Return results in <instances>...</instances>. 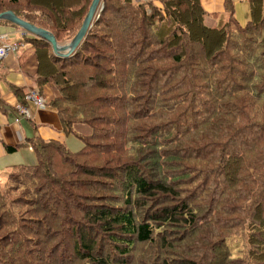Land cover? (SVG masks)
Listing matches in <instances>:
<instances>
[{"label":"trees","instance_id":"trees-1","mask_svg":"<svg viewBox=\"0 0 264 264\" xmlns=\"http://www.w3.org/2000/svg\"><path fill=\"white\" fill-rule=\"evenodd\" d=\"M91 2L0 0V14L68 44ZM249 6L240 27L225 0L210 27L199 0H101L66 58L0 21L25 33L37 88L82 144L32 140L36 164L9 169L0 264H264V0Z\"/></svg>","mask_w":264,"mask_h":264},{"label":"crops","instance_id":"crops-1","mask_svg":"<svg viewBox=\"0 0 264 264\" xmlns=\"http://www.w3.org/2000/svg\"><path fill=\"white\" fill-rule=\"evenodd\" d=\"M224 1L199 0L206 17L214 19V24H216L217 19L219 22L226 19ZM231 1L234 21L240 27L247 25L250 21L249 0ZM24 35L23 32L0 25V46L18 45L16 52L10 53L0 60V99L3 102V108L0 109V170L16 166L11 163H15L18 157L20 158L19 162L33 164L35 162L33 159L34 152L30 147V142L35 139L63 144L71 153L80 151L82 147L81 142H75L64 134L56 112L49 106V102L54 98L51 87L44 86L40 91L37 88V66L34 58L31 56L27 58V54L24 53L28 48V45L23 41ZM14 88L21 90V92L16 93ZM30 90H37L40 93L45 106L44 108H36L28 105L31 118H23L16 124L15 106L23 103L22 95ZM7 147L16 148V151L7 153ZM22 147L28 148L29 151L23 150L25 154L18 152L17 150Z\"/></svg>","mask_w":264,"mask_h":264},{"label":"water","instance_id":"water-1","mask_svg":"<svg viewBox=\"0 0 264 264\" xmlns=\"http://www.w3.org/2000/svg\"><path fill=\"white\" fill-rule=\"evenodd\" d=\"M101 0H92L91 5L88 9V12L81 24L80 29L78 30L77 34L74 36V38L66 45L61 46L57 43L56 39L52 34L49 32L36 28L35 26H32L23 20L16 17L12 12H4L0 14V21H6L9 22L17 27H19L23 32L30 34L32 36H35L37 38H40L41 40L47 42L52 52L59 56L66 58L70 56L80 45L82 40L85 38L87 31L89 30L91 23L93 21V18L96 15V11L100 6Z\"/></svg>","mask_w":264,"mask_h":264},{"label":"rangeland","instance_id":"rangeland-1","mask_svg":"<svg viewBox=\"0 0 264 264\" xmlns=\"http://www.w3.org/2000/svg\"><path fill=\"white\" fill-rule=\"evenodd\" d=\"M138 1H141V0H138ZM145 1V0H143ZM214 19H211V18H207L205 20V23L206 25L212 27V26H216L219 22V19H217V22L216 24L213 23ZM19 40V38H17ZM13 41V40H12ZM68 42V41H67ZM66 43H63V44H60L61 46H64L67 44ZM74 129L77 133H80V134H88L90 132V130L82 125H75L74 126ZM68 137L72 140H74L75 142H80L78 139H76L74 136L72 135H68ZM81 144V143H80ZM82 146V145H81ZM78 149V148H77ZM23 150H27L29 151L28 148L26 147H22V148H19L17 151L18 152H21L22 154H25V152ZM17 152V153H18ZM78 152V151H77ZM33 159L35 160V162L33 164H28V163H25V162H19L20 158L18 157L16 162L18 165H24V166H34L36 164V159H35V156L33 154ZM19 162V163H18ZM15 163H11L13 165H17ZM9 171V168H2L0 170V188L3 186V183L5 182L6 180V177H7V173ZM13 175H16L15 173H12ZM10 185H7L4 189V192H6L8 190ZM3 192V191H2ZM236 234H234L227 242L228 244V247L230 248L231 250V253H232V256L235 257V258H244L245 255H246V252H247V249H246V246L244 245V241H243V238H241L240 236H235ZM141 251V250H140Z\"/></svg>","mask_w":264,"mask_h":264},{"label":"built area","instance_id":"built-area-1","mask_svg":"<svg viewBox=\"0 0 264 264\" xmlns=\"http://www.w3.org/2000/svg\"><path fill=\"white\" fill-rule=\"evenodd\" d=\"M18 50L17 44H7L0 46V60L4 59L8 54L14 53ZM28 105H32L36 108H44L45 102L42 97L39 95L37 90H30L27 95L24 97L22 104H17L15 110L17 113V118L15 123L18 124L21 119H30V112Z\"/></svg>","mask_w":264,"mask_h":264}]
</instances>
